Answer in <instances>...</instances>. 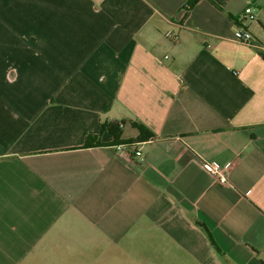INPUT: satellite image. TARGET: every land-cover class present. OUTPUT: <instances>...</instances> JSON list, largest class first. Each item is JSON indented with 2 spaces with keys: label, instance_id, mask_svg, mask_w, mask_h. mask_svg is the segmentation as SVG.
Instances as JSON below:
<instances>
[{
  "label": "crops",
  "instance_id": "crops-1",
  "mask_svg": "<svg viewBox=\"0 0 264 264\" xmlns=\"http://www.w3.org/2000/svg\"><path fill=\"white\" fill-rule=\"evenodd\" d=\"M190 1L0 0V264H264V0Z\"/></svg>",
  "mask_w": 264,
  "mask_h": 264
},
{
  "label": "built area",
  "instance_id": "built-area-1",
  "mask_svg": "<svg viewBox=\"0 0 264 264\" xmlns=\"http://www.w3.org/2000/svg\"><path fill=\"white\" fill-rule=\"evenodd\" d=\"M256 19L257 15L255 13V10L252 7L246 8L239 19V22H241V27H238L234 34V38L236 41L244 44L252 43L253 35L248 30L246 25L248 22L256 21ZM167 36L174 41H177L178 39V37L173 33H168ZM114 147L119 155L128 159L132 163L136 162L137 157H142V152L137 149V144L135 142L118 143ZM203 166L206 171H208L216 179V183L221 185L227 184V178L219 167L208 162L204 163ZM262 257L264 259V250L262 251Z\"/></svg>",
  "mask_w": 264,
  "mask_h": 264
},
{
  "label": "trees",
  "instance_id": "trees-1",
  "mask_svg": "<svg viewBox=\"0 0 264 264\" xmlns=\"http://www.w3.org/2000/svg\"><path fill=\"white\" fill-rule=\"evenodd\" d=\"M200 0H191L189 3H188V9H187V16H188V14H189V12H190V10L199 2ZM261 56H262V58L264 59V53L262 52L261 53ZM138 128L142 131V132H145L144 131V129L140 126V125H138ZM115 136H116V138H118L119 136L117 135V134H115ZM128 142H130V141H128ZM134 142V141H133ZM118 143H123V142H120V141H118V142H116L115 143V145L116 144H118Z\"/></svg>",
  "mask_w": 264,
  "mask_h": 264
}]
</instances>
